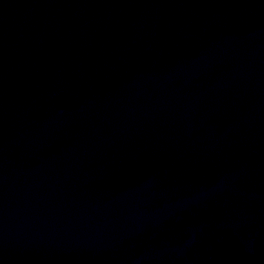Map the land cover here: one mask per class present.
Returning a JSON list of instances; mask_svg holds the SVG:
<instances>
[{"label": "water", "instance_id": "obj_1", "mask_svg": "<svg viewBox=\"0 0 264 264\" xmlns=\"http://www.w3.org/2000/svg\"><path fill=\"white\" fill-rule=\"evenodd\" d=\"M0 264H264V0H0Z\"/></svg>", "mask_w": 264, "mask_h": 264}]
</instances>
